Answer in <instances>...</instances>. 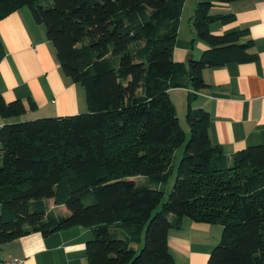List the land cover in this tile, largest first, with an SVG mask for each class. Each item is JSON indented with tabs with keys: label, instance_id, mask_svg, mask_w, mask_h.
<instances>
[{
	"label": "trees",
	"instance_id": "16d2710c",
	"mask_svg": "<svg viewBox=\"0 0 264 264\" xmlns=\"http://www.w3.org/2000/svg\"><path fill=\"white\" fill-rule=\"evenodd\" d=\"M184 1L0 0V21L30 9L62 75L84 88L86 103L77 115L0 127V246L82 226L93 232L87 264H174L168 234L187 218L222 226L206 264H264V145L225 155L210 139L208 112L190 104L187 138L169 96L191 88L195 98L207 87L204 68L257 59L243 32L210 30L234 17L210 14L215 3L243 0L199 2L192 25L208 49L179 63L173 48ZM25 113L23 101L0 95L1 117ZM47 200L68 215L49 212Z\"/></svg>",
	"mask_w": 264,
	"mask_h": 264
},
{
	"label": "crops",
	"instance_id": "0c3cea01",
	"mask_svg": "<svg viewBox=\"0 0 264 264\" xmlns=\"http://www.w3.org/2000/svg\"><path fill=\"white\" fill-rule=\"evenodd\" d=\"M201 1L185 0L183 3L178 39L173 48L175 62L185 63L189 57L199 59L208 49L197 37L195 40L197 35L192 25L195 8ZM187 4L191 5V10L184 23ZM212 8L214 14L234 16L228 22L216 21L219 23H215L213 33L243 32V41H252L251 50L257 54V59L251 62L231 61L221 68L201 71L207 87L196 93V107L210 116L212 143L230 156L249 146L264 145V0L215 3ZM184 25L188 29L185 38L179 33ZM0 41V95L6 102L21 100L26 106L22 116H0V127L25 119L84 113L86 103H83L80 89L62 75L45 30L31 20L28 13L20 9L2 19ZM171 90L179 96L183 94V101L192 92L191 88ZM29 102L34 108L29 107ZM28 116L32 117L25 118ZM135 179L145 181L144 178ZM45 204L49 212L52 207L63 210L59 215L66 212L52 200ZM221 233L219 224L183 218L178 228L169 231L167 238L174 264H206ZM92 239L91 228L82 226L67 227L46 237L35 232L0 246V261L17 258L21 264H87L86 243Z\"/></svg>",
	"mask_w": 264,
	"mask_h": 264
},
{
	"label": "rangeland",
	"instance_id": "374dc122",
	"mask_svg": "<svg viewBox=\"0 0 264 264\" xmlns=\"http://www.w3.org/2000/svg\"><path fill=\"white\" fill-rule=\"evenodd\" d=\"M198 4V3H197ZM25 13H28V15H29V17H30V19L31 20H33V18H32V16H31V12H30V9L26 6V7H23V8H21ZM213 8H211V10H210V14H214V13H212L211 11H213L212 10ZM20 10V9H19ZM190 10H191V5H189V4H187V7L185 8V10H184V19H185V21H184V23L185 22H187L186 20V18L189 16V12H190ZM181 17V16H180ZM34 21V20H33ZM215 23H219V22H212V23H210V30H211V32L213 33V31H214V26H215ZM179 24V23H178ZM39 25H41V27L45 30V28H44V26L42 25V24H39ZM177 31H178V29H177ZM180 32H182V34H183V36H184V38H185V36L188 34V29H187V26H185L184 25V27L182 28V26H181V31H180V29H179V33ZM46 35V34H45ZM196 37L197 36H195V40H196ZM176 39H178V37L176 38ZM199 40H197V42H198ZM201 41V40H200ZM177 42H182V40H178ZM176 42V43H177ZM201 43H203V42H201ZM195 59V58H194ZM188 59H186V61H187ZM77 87L80 89V94H82V99H84L83 100V103H85V90H84V88L80 85V84H77ZM180 94H178V92H176L175 90H170L169 91V96H170V99H171V102H172V104H173V106H174V108H175V113H176V116H177V118L179 119V124H180V126H181V128L185 131V133H186V137L188 138V136H189V128H188V125H187V122H186V113H187V109L188 108H186L185 107V104L187 103V107H188V105L189 104H191L192 105V109H196L197 107V103H196V101L193 99L192 101L190 100V98L192 97V96H189V97H187V96H185V101H183V94H181V96H179ZM178 96H179V98H178ZM182 100V101H181ZM85 108H86V104H85ZM86 110V109H85ZM85 110L83 111V112H85ZM30 117H32V116H28V117H25V118H30ZM42 118H45V117H42ZM26 121H28V120H31V119H25ZM32 120H34V119H32ZM183 150H184V146H181L180 148H178L177 150H175V152H174V155H173V162H172V166H173V173L171 174V175H169L168 176V179H167V182H166V184H164L163 186H162V191H163V193H164V195H163V198H162V203H164V202H166V200L168 199V196H169V194H170V192H171V189H172V186H173V183H174V181H175V176H176V168H177V166H178V163H179V160L181 159V157H182V154H183ZM136 178H144V177H136ZM145 179V178H144ZM62 207V206H61ZM60 209H64V207H62V208H60ZM51 211H52V213H55V214H57V215H59V214H62V212H63V210H58V208H51ZM63 215H68V212H65V214H63ZM219 243V242H218ZM218 245V244H217Z\"/></svg>",
	"mask_w": 264,
	"mask_h": 264
},
{
	"label": "built area",
	"instance_id": "2783aa9c",
	"mask_svg": "<svg viewBox=\"0 0 264 264\" xmlns=\"http://www.w3.org/2000/svg\"><path fill=\"white\" fill-rule=\"evenodd\" d=\"M0 264H21V260L17 258H12L8 260H2L0 261Z\"/></svg>",
	"mask_w": 264,
	"mask_h": 264
},
{
	"label": "water",
	"instance_id": "95a60500",
	"mask_svg": "<svg viewBox=\"0 0 264 264\" xmlns=\"http://www.w3.org/2000/svg\"><path fill=\"white\" fill-rule=\"evenodd\" d=\"M189 76H191V73H189ZM194 99V97H191L190 100L192 101Z\"/></svg>",
	"mask_w": 264,
	"mask_h": 264
}]
</instances>
